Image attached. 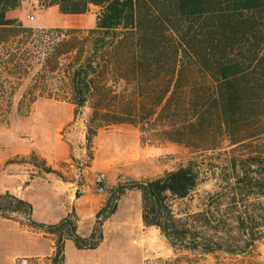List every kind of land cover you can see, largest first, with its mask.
Wrapping results in <instances>:
<instances>
[{
	"label": "trees",
	"instance_id": "1",
	"mask_svg": "<svg viewBox=\"0 0 264 264\" xmlns=\"http://www.w3.org/2000/svg\"><path fill=\"white\" fill-rule=\"evenodd\" d=\"M26 1L0 0V123L6 112L2 102L12 100L33 67L28 45L37 31L8 17ZM38 1L64 14L100 8L95 27L72 29L52 41L40 71L44 82L45 74H63L76 114L92 106L90 144L103 128L131 124L195 151L225 144L233 152L248 150L244 158L233 154L216 171V204L208 202L197 222L219 231L232 213L248 247L264 238V150L257 144L264 136V0ZM45 95L50 92L32 85L22 102ZM203 169L192 160L154 178L117 184L99 212L100 225L128 190L138 189L144 224L159 228L174 247L188 243L198 249L190 244L197 240L193 228L182 222L174 202L198 189ZM249 200L256 203L250 207ZM232 205L241 207L230 212ZM0 217L53 235V260L60 264L68 240L79 249L98 248L104 240L100 225L89 236L81 234L72 213L58 223L37 221L33 204L11 192L0 195Z\"/></svg>",
	"mask_w": 264,
	"mask_h": 264
},
{
	"label": "rangeland",
	"instance_id": "2",
	"mask_svg": "<svg viewBox=\"0 0 264 264\" xmlns=\"http://www.w3.org/2000/svg\"><path fill=\"white\" fill-rule=\"evenodd\" d=\"M99 12L100 8L94 7L85 14H64L56 6L45 8L37 0H27L23 22L37 31L28 45L33 67L23 84L17 86L12 100L2 102L6 112L0 123V159H8L0 167V195L11 192L24 197L33 204L37 221L53 224L71 214L72 199L105 206L117 184L154 178L193 160L202 164L203 180L189 197L176 199L174 209L182 222L193 228L192 237L196 235L197 240L190 244L198 249L188 248V243L174 247L159 228L146 226L136 215L132 217L128 201L133 211L141 202L143 208L142 192L132 189L120 199H125L122 208L103 225L99 212L104 206L95 219H81L72 209L81 234L89 236L100 225L104 240L95 249H79L73 240H68L65 264H264V238L248 247L238 230L236 214L226 216L219 231L213 226L204 227L196 216L208 202L216 204L220 188L216 171L233 154L244 158L250 154L248 150L233 152L225 144L216 150L195 151L144 133L131 124L103 128L90 144L87 137L92 106L88 104L76 114V106L62 85L61 73L45 74V82L41 81L43 53L52 41L67 37V31L72 29L95 27ZM32 85L48 90L50 95L34 103L29 98L22 102ZM260 142L264 150V136L257 144ZM64 154L69 155L63 157ZM99 172L107 176L104 192L98 190ZM255 203L245 202L250 207ZM237 206H230L229 211L241 207ZM263 230L258 231V236ZM55 253L53 235L0 217V264H60L53 260Z\"/></svg>",
	"mask_w": 264,
	"mask_h": 264
},
{
	"label": "crops",
	"instance_id": "3",
	"mask_svg": "<svg viewBox=\"0 0 264 264\" xmlns=\"http://www.w3.org/2000/svg\"><path fill=\"white\" fill-rule=\"evenodd\" d=\"M38 1V0H37ZM27 2V1H26ZM26 2H24L23 6L21 8H18V9H14V10H10L8 12V17L10 18H17V19H20V20H24V14H25V10H26ZM39 2V1H38ZM36 19V18H35ZM34 19V20H35ZM38 27H41V28H44V27H47V25H38ZM69 154H64L63 157H67ZM8 159V157H4L2 159H0L1 163H4L6 162V160ZM2 167V165L0 166ZM108 181L109 183H111L112 181L110 180V175L108 176ZM125 201V199H122L120 202H119V205H118V210L122 208L123 206V202ZM71 204H72V209L75 210L78 214V216L81 218V219H84L85 217H90L92 219H95L98 212L100 211L101 207L104 206V203L102 204H97L93 201H86V200H82L81 198H78V199H72L71 200ZM128 207H130L129 209V214L132 215V217H134L135 215L139 218V220L143 221V208H142V202L140 203V207L137 209V210H131V202L128 201ZM126 205V206H127ZM72 209L69 211V213L71 212L72 213ZM144 223V221H143Z\"/></svg>",
	"mask_w": 264,
	"mask_h": 264
},
{
	"label": "built area",
	"instance_id": "4",
	"mask_svg": "<svg viewBox=\"0 0 264 264\" xmlns=\"http://www.w3.org/2000/svg\"><path fill=\"white\" fill-rule=\"evenodd\" d=\"M31 18L35 19V16H31ZM106 179L107 176L105 172H99L96 176V182L100 192H104L106 190Z\"/></svg>",
	"mask_w": 264,
	"mask_h": 264
},
{
	"label": "bare ground",
	"instance_id": "5",
	"mask_svg": "<svg viewBox=\"0 0 264 264\" xmlns=\"http://www.w3.org/2000/svg\"><path fill=\"white\" fill-rule=\"evenodd\" d=\"M144 242H145V240H144Z\"/></svg>",
	"mask_w": 264,
	"mask_h": 264
}]
</instances>
